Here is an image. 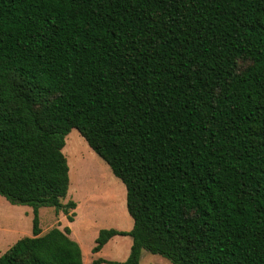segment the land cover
<instances>
[{
  "label": "trees",
  "instance_id": "obj_1",
  "mask_svg": "<svg viewBox=\"0 0 264 264\" xmlns=\"http://www.w3.org/2000/svg\"><path fill=\"white\" fill-rule=\"evenodd\" d=\"M77 130L127 190L132 238L172 264H264V0H0V196L33 236L0 264H84L39 211ZM73 222V217L69 216Z\"/></svg>",
  "mask_w": 264,
  "mask_h": 264
},
{
  "label": "rangeland",
  "instance_id": "obj_2",
  "mask_svg": "<svg viewBox=\"0 0 264 264\" xmlns=\"http://www.w3.org/2000/svg\"><path fill=\"white\" fill-rule=\"evenodd\" d=\"M64 156L70 168V189L63 205L76 204L69 216L53 208L39 211L42 234L54 228L71 229V238L83 254L84 264L96 260L125 262L133 244L130 237H114L101 252L93 253L101 230L131 231L134 221L127 212L125 185L110 167L89 147L81 134L73 129L66 137ZM34 212L30 206L13 205L0 196V256L19 240L33 236ZM140 264H172L169 260L143 251Z\"/></svg>",
  "mask_w": 264,
  "mask_h": 264
}]
</instances>
